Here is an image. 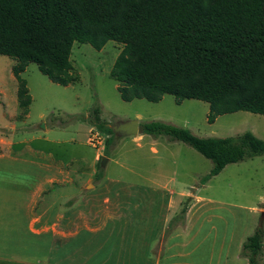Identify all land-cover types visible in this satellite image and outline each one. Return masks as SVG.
<instances>
[{"label":"trees","instance_id":"16d2710c","mask_svg":"<svg viewBox=\"0 0 264 264\" xmlns=\"http://www.w3.org/2000/svg\"><path fill=\"white\" fill-rule=\"evenodd\" d=\"M122 45L110 71L122 100L159 102L171 95L177 104L208 103V122L236 112L264 116V0H0V55L14 61L17 98L23 115L32 102L22 78L34 63L60 86L76 83L71 61L74 43L102 50ZM95 105L80 121L107 138L109 157L118 137ZM144 135L187 144L213 168L208 183L228 165L264 155V141L247 131L226 138H201L163 121L141 123ZM99 160L97 180L103 170ZM190 197L168 223L166 233L185 226ZM264 221L243 244L248 264H261Z\"/></svg>","mask_w":264,"mask_h":264},{"label":"rangeland","instance_id":"374dc122","mask_svg":"<svg viewBox=\"0 0 264 264\" xmlns=\"http://www.w3.org/2000/svg\"><path fill=\"white\" fill-rule=\"evenodd\" d=\"M121 50L122 45L114 41L100 51L89 44L74 43L72 73L77 81L66 87L51 82L36 64H29L22 78L29 85L32 102L28 117L19 107L17 138L41 137L36 141L40 158L63 167L76 162L83 166L75 175L88 183L84 205L92 209L90 223L99 206L110 212L106 219L121 217L122 210V214L137 216L140 222L145 219L149 224L147 240L153 239V264H157L158 258L159 264H248L241 255L242 244L264 221V155L228 165L202 185L201 180L209 174L213 163L187 144L169 141L165 136L118 138L98 181V163L105 156V143L94 148L88 142L96 133L104 140L107 137L79 118L88 116L99 105L102 120L110 126L128 120L140 124L163 121L189 129L201 138L234 137L250 131L264 141V116L240 111L218 116L209 123L210 106L202 101L187 99L177 104L171 95H164L157 103L145 99L124 101L118 84L110 77ZM153 147L158 150L156 154L151 151ZM99 148L101 154L96 159ZM107 178L120 183L113 188L104 184ZM152 180L158 185L167 184L166 189L176 191L175 197L164 198L161 191L152 193ZM187 197L191 201L185 226L166 233L168 223ZM79 200L74 197L68 202L74 205ZM188 221L195 227L190 237L185 230ZM110 251L107 248L106 254ZM259 262L264 264V249Z\"/></svg>","mask_w":264,"mask_h":264},{"label":"crops","instance_id":"0c3cea01","mask_svg":"<svg viewBox=\"0 0 264 264\" xmlns=\"http://www.w3.org/2000/svg\"><path fill=\"white\" fill-rule=\"evenodd\" d=\"M13 64L0 56V264H153V239L147 240L145 219L140 222L123 210L121 217L106 219L110 212L99 206L90 223L93 212L84 205L88 183L75 175L83 166L76 162L63 167L40 158L36 141L41 137L17 138ZM28 89L31 94L29 85ZM101 149H96V159ZM151 151L158 152L155 147ZM105 183L115 188L120 181L107 178ZM152 183V193L175 197L176 191L166 189L167 184ZM74 197L80 200L72 205L68 200ZM185 230L190 237L195 227L188 221ZM109 247L111 253L106 254Z\"/></svg>","mask_w":264,"mask_h":264},{"label":"water","instance_id":"95a60500","mask_svg":"<svg viewBox=\"0 0 264 264\" xmlns=\"http://www.w3.org/2000/svg\"><path fill=\"white\" fill-rule=\"evenodd\" d=\"M111 129L118 138L138 136L139 134L143 133V129L137 120L119 121L112 125ZM108 161V157L103 156L100 162L101 168H105Z\"/></svg>","mask_w":264,"mask_h":264},{"label":"built area","instance_id":"2783aa9c","mask_svg":"<svg viewBox=\"0 0 264 264\" xmlns=\"http://www.w3.org/2000/svg\"><path fill=\"white\" fill-rule=\"evenodd\" d=\"M89 145L93 146L94 148H97L98 146H102L105 143V140L103 137L96 133L95 135H92V137L89 138Z\"/></svg>","mask_w":264,"mask_h":264}]
</instances>
